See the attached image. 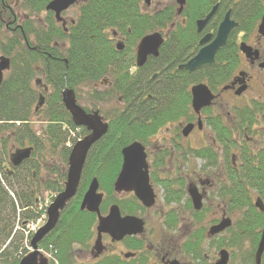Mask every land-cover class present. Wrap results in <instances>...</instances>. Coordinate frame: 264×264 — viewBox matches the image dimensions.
Segmentation results:
<instances>
[{
    "label": "trees",
    "instance_id": "trees-1",
    "mask_svg": "<svg viewBox=\"0 0 264 264\" xmlns=\"http://www.w3.org/2000/svg\"><path fill=\"white\" fill-rule=\"evenodd\" d=\"M52 1L22 0L20 10L28 16L22 23L20 14H4L0 10V56L11 61V69L0 88V264H20L27 249L24 234L16 230L17 226L25 228L26 224L39 217L41 197L58 195L64 189L71 153L67 145L76 142L73 135L78 128L62 104L61 92L68 87L80 99L81 89L87 83L98 81L110 72L111 67L119 70L117 63L112 62L119 56L109 42L111 31H124L135 46L148 33H163L173 26L170 37L185 42L188 46L186 54L191 57L198 50L196 22L219 5L206 28V33H216L226 12L231 9L238 27L230 35L227 46L218 52L216 66L200 72L202 80H208L212 88L214 80L223 82L228 71H237L243 66L239 46L233 41L240 33L256 35L264 15V2L261 0H187L180 17L173 5L151 13L144 12V0H80L73 23L64 29L56 22L54 14L46 11ZM43 15V24H39L38 19ZM17 22L22 28L16 27ZM9 23L12 24L8 28ZM163 52L164 47L161 60ZM37 75L44 78L51 91L45 95L43 108L35 112L39 99L35 87ZM125 78L128 79L127 74ZM162 79L156 88L143 90H137L139 82L135 89L133 84L128 88L133 80L130 79L120 92L127 109H133L139 119H132V125L125 113V117L115 120L108 136L94 147L89 156L74 208L65 210L57 228L40 244L45 249L54 246L59 264H74L75 247L90 248L95 215L81 212L77 203L94 177L98 178L100 189L106 196L101 212L106 213L112 203L119 204L114 200L113 190L121 164L119 153L134 141L148 144V124L139 121L148 120L151 110H156L159 120L168 114L178 117L183 110L191 113L189 87L199 80L197 74H187L184 90L180 89L178 80ZM137 101L142 105H134ZM247 117L251 116L243 114V118ZM34 119L40 123L39 130L34 126ZM79 130L85 134L83 129ZM27 146L34 149L31 158L9 171L7 167L10 166L12 152ZM262 148L253 152L251 157L242 156L240 170L229 169L231 182L219 189L220 199L227 204L229 211L242 215V218L236 222L233 238L231 236L228 242L227 236L220 238V243L216 241V246H210L241 251L239 264H256L255 253L264 227V214L253 205L256 197L264 201V142ZM107 150L112 152L105 154ZM201 239L202 242L206 240L204 234ZM245 243H249L246 250L243 249ZM200 250L206 253L205 244ZM189 251L191 255L197 252ZM201 260L206 261L203 257ZM261 264H264V255Z\"/></svg>",
    "mask_w": 264,
    "mask_h": 264
},
{
    "label": "flooded vegetation",
    "instance_id": "flooded-vegetation-1",
    "mask_svg": "<svg viewBox=\"0 0 264 264\" xmlns=\"http://www.w3.org/2000/svg\"><path fill=\"white\" fill-rule=\"evenodd\" d=\"M152 1L153 0L147 5L144 0L142 8L144 12L151 13V11H147V9L150 7ZM21 2L22 0H0L1 13L10 14L19 10L20 22H25L28 16L26 12L20 10ZM79 4L80 0H77V4L62 13V23H59L55 18L56 22L66 29L70 22L73 23V19L76 17L79 9ZM170 5L176 6L178 9L175 2ZM74 9H77L75 15L67 16V14ZM229 11L231 12L232 18L231 9L228 10L226 14ZM16 14L19 13L16 12ZM38 22L39 24H43V17L39 18ZM209 23L206 25L203 32L198 34V50L191 57H188L186 54L188 46L185 42L170 37L172 26L166 32L162 33L164 37V43L162 45V47H164L163 60L160 59L162 55L161 47L159 55L157 57L148 55L142 66L138 65V46L140 42L146 36L160 32L148 33L134 46L130 39L126 37L124 31L120 33L111 31L109 42L119 56L117 60H113L112 62L117 63L119 70L111 67L107 75L102 76L96 82L87 83L81 89L83 94L80 95V99L77 98V94L75 93L78 105L88 115L98 112L103 123L108 126L107 132L90 149L86 160L87 164L92 150L99 142L108 136L111 126H113L116 119L125 117L123 116L125 113L128 115L127 121H131L132 125V119L136 121L139 119L135 116L136 114L133 112V109H127L122 96H120V92L125 88L127 81L133 79L128 88H131V84H133L135 89V85L139 82L140 86L138 85L137 90H143L144 88H156V84L159 83L161 77H163L162 80H178L180 89L184 90L187 74H197L199 78L196 83L189 87L191 96L190 114L183 110L178 117L174 118L171 114H168L163 120H159L156 117V110L153 112L151 110L150 115H148V120L139 121L142 124H148L147 129L150 132L148 144L144 145L139 141H134L126 146L128 147L133 143H140L145 149L149 184L156 196L153 206L146 207L133 193H117L115 191L114 186L122 171L124 162L122 151L126 147L122 148L119 153L121 158L120 169L113 182L114 200L118 202L121 207L119 204L112 203L109 205L107 212L102 213L101 206L105 201V193L101 191L100 182L97 177H94L89 183L90 186L94 179H97L99 183V193L103 195V202L100 206V212L103 218L108 217L113 206H117L122 218L133 217L142 222L141 231L132 235H126L121 240L115 239L110 234H102V252L97 256V252H94V246L98 240L97 228L99 225V218L95 213L81 210L84 196L89 189L88 186L77 204H79L78 206L81 212L95 215V231L88 250L80 246L75 247L74 264H214L219 259V253L214 259V257L208 256L207 253H202L200 249H202V246L204 248V244H208L209 246L211 244L215 245L216 241L220 240V238H225L226 236L231 237L233 235L236 221L240 220L242 215L229 211L227 204L220 199L219 189L224 184H230L231 176L229 175V169H233L234 171L240 170L243 165L242 156L251 157L253 152L256 153L263 149L264 96L257 92V87L260 86L264 89V43L260 42L261 40L263 41L264 38H261L258 33L253 36H246L242 33L238 34L233 44L239 46V51L240 45L245 43L252 47L253 50L258 51V57L248 59L240 51L243 59V66H246V70L242 71L241 67L237 71H228L223 82L214 80V85L211 88L208 84V80H206V82L202 80V73L200 72L214 68L216 66V58L214 67H206L193 72L181 69V67L187 65L204 47L200 42L206 35H212L213 39L215 38L217 32L206 33V28ZM11 24L12 23H9L10 26H8V28L11 27ZM16 27L22 28L19 22H17ZM128 34H130V31H128ZM250 37L256 38V43H253L254 45H250L252 41L247 43ZM118 47L122 49H118ZM126 74L128 75L127 80L125 78ZM38 76L40 75H37V77ZM36 78L35 87L38 93H40V95L44 93V87L48 88L47 93L50 92V87L44 84L45 81L41 82L38 80L39 82H37ZM200 84H204L208 87L214 99L209 106L203 108L199 114H197L192 107L191 90L193 87ZM241 88H244V91L242 94L238 95ZM247 94L251 96L249 99L246 97ZM147 97L151 98L149 95ZM243 98H245L246 101L243 102ZM82 102L85 103L84 106L81 105ZM134 105L140 106L142 104L140 101H137ZM152 108L153 107H151V109ZM245 113L251 117L243 118V114ZM70 117L72 120L71 115ZM75 127L78 128V131L75 132V135H72L74 138L76 137L77 140L74 144L69 143L67 145L71 150L79 141L92 134L86 127H78L76 125ZM189 127L191 129L190 132L187 133L186 131ZM79 129H83L85 134L82 135V131ZM194 138L195 140L193 141ZM110 152H112V150H107L105 154ZM193 161L197 162V164L191 165ZM19 167H13L10 162V166H8L7 169L10 171ZM101 167L102 166L99 168ZM191 189H195L201 197L200 210L195 209L193 199L190 195ZM156 190L159 192L157 191L156 193ZM76 196L69 202L61 213V216L66 209L74 208ZM220 203L223 204L222 208ZM209 215L212 216L209 229L219 224L223 219L231 221L230 228L223 232V236L220 235V237L215 238L208 237L209 229L206 231L202 222L205 216L209 217ZM61 216L57 226L59 225ZM157 220L162 221V226H157ZM190 220L192 223L186 227L187 221ZM184 227L190 229L188 230L189 234L179 236ZM54 230L52 232H54ZM203 234L207 240L206 242H202L201 236ZM233 237L234 236H232V238ZM198 243L202 244V246L198 245ZM215 246L212 248L218 250ZM49 248L54 251V246L50 245ZM189 249H191V251H197L196 254L191 255ZM229 254L230 259L228 264H233L234 251H229ZM202 257L205 258L206 261H202ZM83 258L86 259L84 260Z\"/></svg>",
    "mask_w": 264,
    "mask_h": 264
},
{
    "label": "water",
    "instance_id": "water-1",
    "mask_svg": "<svg viewBox=\"0 0 264 264\" xmlns=\"http://www.w3.org/2000/svg\"><path fill=\"white\" fill-rule=\"evenodd\" d=\"M175 1L179 6L178 15H181L186 6L187 0ZM150 2L151 0H145L147 5H149ZM75 4H77V0H53L47 6L46 11L52 12L55 15L56 20L60 23L63 22V19L61 18L62 13ZM218 7L219 6L216 5L205 19L197 21V34H201L203 32L206 25L216 14ZM237 26L238 24L231 18V12L229 11L220 24L215 38L213 39L212 35H206L200 42V44L204 47L187 65L181 67V69L193 72L206 67H214L217 53L227 45L230 34L235 28H237ZM258 34L261 38H264V16L262 17L261 23L258 27ZM163 43L164 37L161 33L151 34L142 39L138 46V65H144L148 55L157 57ZM118 49L122 48L118 47ZM240 51L248 59L258 57V51L253 50L252 47L245 43L240 45ZM10 67V60L6 57H0V88L3 83L4 74L10 70ZM44 90L47 92V87H44ZM243 91L244 88H241L238 95L242 94ZM191 93L192 107L197 114H199L203 108L209 106L214 99L210 90L204 84L193 87ZM61 98L66 111L72 116L74 124L78 127H86L92 132V134L79 141L71 150L68 161L69 169L67 173V181L65 183L64 191L57 196L55 201L48 208L47 223L39 229L33 237L31 241L32 251L21 260L20 264H49V260L39 252V244L56 228L61 213L67 207L69 202L76 196L81 183L82 173L86 164L88 153L92 146L101 139L108 129V126L103 123V120L99 116L98 112L88 115L78 105L76 94L73 90L65 87L61 93ZM44 104L45 97L40 95L35 111L42 108ZM190 129L191 128L189 127L186 132L189 133ZM32 152L33 148L16 150L10 157L11 165L13 167L21 166L25 161L31 158ZM122 155L124 162L122 171L114 186L115 191L117 193H133L146 207L153 206L155 204L156 196L149 184L148 166L146 163L144 147L140 143H133L122 151ZM190 195L193 199L195 209L200 210L201 197L195 189L190 190ZM102 202L103 195L99 193V183L97 179H94L84 196L81 210H87L90 213H95L99 218V225L97 228L98 240L94 246V252H97V256L102 252V234H110L115 239L121 240L124 236L135 234L142 229L141 221L133 217L122 218L120 210L117 206H113L108 217L103 218L100 212ZM254 206L264 214V202L260 198L256 199ZM230 226L231 221L223 219L218 225L210 228L209 236L214 237L219 235L229 229ZM263 255L264 228L262 230L261 239L255 254L256 264H261ZM229 259L230 256L228 251L222 250L219 253V260L214 264H228Z\"/></svg>",
    "mask_w": 264,
    "mask_h": 264
},
{
    "label": "rangeland",
    "instance_id": "rangeland-1",
    "mask_svg": "<svg viewBox=\"0 0 264 264\" xmlns=\"http://www.w3.org/2000/svg\"><path fill=\"white\" fill-rule=\"evenodd\" d=\"M175 2V0H153L152 1V3H151V5H150V7L147 9V11H154V10H157V9H160V8H162V7H164V6H166V5H170V4H173ZM75 10V11H74ZM73 11H71L69 14H67V16H74L75 15V13H76V11H77V9H74ZM17 13H19L20 14V12H19V10H17L16 11ZM43 18H44V15H43ZM249 41H252L251 43H250V45H254L253 43H256V38L255 37H250V40H248L247 41V43L249 42ZM261 43H264V40L262 41H260ZM244 70H246V66H242V71H244ZM37 80H40L41 82L43 81H45L44 80V78L43 77H41V76H38L37 78H36ZM45 84V83H44ZM51 91V90H50ZM257 92L260 94V95H262V96H264V89L262 88V87H257ZM40 94V93H39ZM81 94H83V93H81ZM248 99L251 97L250 95H248L247 94V96H246ZM243 100V102L244 101H246V99L245 98H243L242 99ZM81 105H85V103L84 102H82L81 103ZM33 122H34V126H35V128H36V130H39V128H40V123H39V121L37 120V119H34L33 120ZM195 140V138L193 139V141ZM194 164H197V162H192V164L191 165H194ZM157 191L158 190H156V193H157ZM159 192V191H158ZM222 203H220V206H221V208H222ZM233 219L235 220V218L233 217ZM157 222V226H162V221H160V220H157L156 221ZM211 222H212V216L211 215H209V217H207V216H205V218L203 219V222H202V225L205 227V230L207 231L208 229H209V227L211 226ZM237 222V221H236ZM192 223V221L190 220V221H187V223H186V227H188V225H190ZM186 227H184L183 228V230H182V232L180 233V235L179 236H181V235H188L189 234V232H188V230H190V229H186ZM178 236V237H179ZM223 236V235H222ZM228 238L226 239L227 240V242H228V240H229V238H230V236H227ZM223 239H225V238H223ZM207 240H205L204 242H206ZM219 241V243L221 242L220 240H218ZM248 246H249V243H245L244 245H243V249H247L248 248ZM205 248H206V253H207V255L208 256H210V257H214V259L218 256V253H219V251L221 250V249H218V250H215L214 248H212L211 246H209L208 244H205ZM228 251H231V249L230 248H228V247H225ZM242 254V252L241 251H235L234 252V255H233V264H239V261H240V255ZM84 260L86 259V258H83Z\"/></svg>",
    "mask_w": 264,
    "mask_h": 264
},
{
    "label": "built area",
    "instance_id": "built-area-1",
    "mask_svg": "<svg viewBox=\"0 0 264 264\" xmlns=\"http://www.w3.org/2000/svg\"><path fill=\"white\" fill-rule=\"evenodd\" d=\"M44 217H41L40 219H38L36 222L30 223L27 228L23 231L26 235V237H28L29 235L35 233L39 226L42 224Z\"/></svg>",
    "mask_w": 264,
    "mask_h": 264
}]
</instances>
